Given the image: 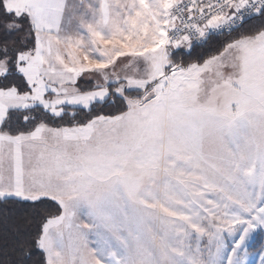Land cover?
Segmentation results:
<instances>
[{"label": "snow or ice", "instance_id": "1", "mask_svg": "<svg viewBox=\"0 0 264 264\" xmlns=\"http://www.w3.org/2000/svg\"><path fill=\"white\" fill-rule=\"evenodd\" d=\"M257 241L264 264V0H0V264Z\"/></svg>", "mask_w": 264, "mask_h": 264}, {"label": "rangeland", "instance_id": "2", "mask_svg": "<svg viewBox=\"0 0 264 264\" xmlns=\"http://www.w3.org/2000/svg\"><path fill=\"white\" fill-rule=\"evenodd\" d=\"M68 2H69V4L75 3V2H73V0H68ZM72 23H73V27H74L76 24V21L73 20ZM84 79L86 80L87 77H85ZM260 247H261V245L257 241L253 246H251L249 248V255L247 257L248 264H260V256L254 254V251H258L260 249Z\"/></svg>", "mask_w": 264, "mask_h": 264}, {"label": "trees", "instance_id": "3", "mask_svg": "<svg viewBox=\"0 0 264 264\" xmlns=\"http://www.w3.org/2000/svg\"><path fill=\"white\" fill-rule=\"evenodd\" d=\"M218 40H224L225 37L224 36H220L217 38ZM206 47L205 48H196L195 51L193 52V57H195L197 54L201 53V52H205L206 51ZM53 214H55V210L53 209Z\"/></svg>", "mask_w": 264, "mask_h": 264}, {"label": "crops", "instance_id": "4", "mask_svg": "<svg viewBox=\"0 0 264 264\" xmlns=\"http://www.w3.org/2000/svg\"><path fill=\"white\" fill-rule=\"evenodd\" d=\"M73 2H75V3H79L80 2V0H73ZM85 2H87V0H85ZM87 77V76H86ZM87 79H88V77H87Z\"/></svg>", "mask_w": 264, "mask_h": 264}]
</instances>
